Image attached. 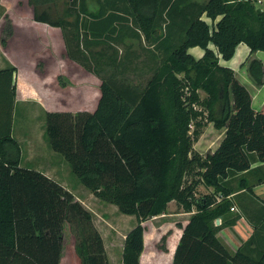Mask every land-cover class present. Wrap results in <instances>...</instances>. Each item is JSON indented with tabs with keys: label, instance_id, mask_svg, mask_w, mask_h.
Wrapping results in <instances>:
<instances>
[{
	"label": "trees",
	"instance_id": "obj_1",
	"mask_svg": "<svg viewBox=\"0 0 264 264\" xmlns=\"http://www.w3.org/2000/svg\"><path fill=\"white\" fill-rule=\"evenodd\" d=\"M52 2L30 0L34 20L68 32L69 57L96 75L106 57L122 71L140 59L126 38L149 42L163 52L158 57L154 49L143 48L144 64L154 74L141 92L111 78L103 80L94 112L46 115L51 148L80 182L97 198L135 216L123 264H142L144 222L166 214L172 201L185 212L195 208L187 224L180 225L183 233L172 264H264V198L242 177L237 189L246 190L250 199L244 202L238 195L236 201L231 184L256 160L264 163V104L255 110L251 93L234 70L220 64V58L231 59L241 43L251 53L264 51V9H258L255 0H101L91 11L88 0H73L77 20L72 23L70 11L54 18ZM119 3L121 7L113 6ZM71 26L77 29V40L69 38ZM98 45H109L110 50L92 49ZM193 47H201L204 55L196 59L189 52ZM248 70L262 86L263 62L251 59ZM200 89L206 98L201 99ZM0 93L15 100V66L0 69ZM195 103L207 117L204 110L194 109ZM205 119L226 132L218 148L203 156L194 144ZM21 158V145L8 125L0 135V264H61L66 226L79 264H109L92 213L55 180L21 167ZM200 185L213 191L196 197ZM244 217L253 232L231 251L218 233Z\"/></svg>",
	"mask_w": 264,
	"mask_h": 264
},
{
	"label": "rangeland",
	"instance_id": "obj_2",
	"mask_svg": "<svg viewBox=\"0 0 264 264\" xmlns=\"http://www.w3.org/2000/svg\"><path fill=\"white\" fill-rule=\"evenodd\" d=\"M71 1L73 0H53L52 4H50V11L54 14V18L62 17L70 11L71 15L68 17V20L74 23L75 20H77V15L76 12L71 9ZM198 1L205 4L209 0ZM100 2L101 0H88L87 3L90 10L95 11ZM113 6L121 7L122 4H114ZM255 6L258 9H263V6L259 4L255 3ZM110 7L111 6L107 9L111 10L112 8ZM84 18L86 19V17ZM204 19L207 20L210 25L212 24V21L205 15ZM70 31L71 36L69 35V38L71 40H77V29L71 26ZM81 31L83 32V30ZM64 34L67 35L68 32L64 33L61 28H51L45 24L37 23L34 20V9L30 0H0V69L12 66L7 62L6 57H10V53H14L16 59L13 62L19 69L24 71V73H19V80H21V83H23L24 80L23 86H25L20 89L17 88V90H19L13 102L10 96L6 99V97L0 93V135L5 133L9 125L12 134L23 142L21 166L43 173L47 171L53 172L54 175L51 176L52 178L58 181L61 178L66 183H69L70 189L74 194L71 193L75 198H77L76 196L81 197L84 201L83 205L85 208L92 213L93 222L102 235L105 249L108 253L107 255H109L108 259L110 264H123L125 239L129 231L136 225L135 216L120 212L116 205L104 202L94 196V194L91 195L89 189L83 186L65 158L51 148L46 136V115L48 111L55 112L56 110H70L72 113L83 110L94 112L99 104L98 95L101 91L102 82L103 80L111 78L116 79L119 84L130 85V87L135 88V91L141 92L154 74L153 69L148 68L144 64L146 61V52H142L143 48L154 49L157 55H159L158 57H160L163 52L159 50V48L150 47L149 42H139L138 40L127 38L126 41L132 44L133 49L137 51V53H140V59L137 60L135 64L130 65L128 70L125 69V71H122L123 68L111 66L106 57V64L101 62L102 66L100 67L98 75L92 73L75 61L74 64L67 62L70 70L65 71L60 68L63 62L60 63L59 59L60 56L62 57V54L66 58L64 51L66 47V37ZM79 37L80 32L78 31V38ZM2 39L5 45L2 44ZM211 47L214 48L212 44ZM92 49L95 51L110 50L109 45H98L92 47ZM36 52H38V54ZM189 52L195 56L196 59L204 55V50L201 47L190 48ZM108 53H110V51H108ZM249 53L251 54V50L248 45L241 43L238 45L235 55L229 60L220 58V64L232 68L238 80L252 95L256 86L253 88V80L251 81L248 70L249 63L251 59L257 58L264 64V51L254 52L251 58L247 59ZM29 62L32 63L28 64ZM92 65L93 64H91V66ZM22 76L23 80L21 79ZM40 76L43 77L41 78ZM28 83H33L34 87L36 90H39V92H45L48 99V103L46 104L47 111H43L40 108L34 100L35 96H32L33 94L30 97H27V95H24V97L22 96V92L27 90ZM198 92L201 99L207 97L206 92L202 89ZM231 103H233L232 97ZM253 106L257 108L256 103L253 104ZM194 109L200 111L204 110L205 117H207L208 112L202 106L195 103ZM204 122L205 125L201 128V136L199 140L195 142L194 147H196L195 149H197L201 155L206 156L209 152H213L218 147L222 137V129L215 128L214 126L216 130H213L212 125H214V123L208 122L207 119H205ZM195 127L196 124L194 121L191 125V132H193ZM209 127L211 128L208 131ZM202 137L204 138L202 139ZM205 146H207V148L202 149V147ZM28 153L31 154L27 156ZM43 168L48 170L45 171ZM238 175L239 174L236 176ZM231 184H233L234 187H238L239 179L237 182L236 178L233 179ZM212 190L213 187L206 188L201 185L197 189L196 197L206 195ZM237 200L238 197L236 201ZM176 205L178 209L175 207ZM176 205L173 204L167 210V216L157 219L153 218L156 219L154 222H148L147 247H145L141 260L143 264H171L169 256L173 245L172 241L177 238L180 225L187 223L186 218L188 217L180 215L169 216V213L173 214L176 210L183 212L184 209L178 204ZM244 219L246 222L241 220L231 227L222 228L218 233L221 240H223L227 233H231V237H233V235L235 236L234 240L229 239L225 242L231 251L236 250L239 244L244 242L242 236L249 237L251 231L246 229V226L250 225V223L245 217ZM219 224L221 223L219 222ZM65 231L66 239L61 264H76L74 259V237L69 226H66ZM170 239L172 241H170ZM173 259L174 255L172 257V263Z\"/></svg>",
	"mask_w": 264,
	"mask_h": 264
},
{
	"label": "crops",
	"instance_id": "obj_3",
	"mask_svg": "<svg viewBox=\"0 0 264 264\" xmlns=\"http://www.w3.org/2000/svg\"><path fill=\"white\" fill-rule=\"evenodd\" d=\"M37 23H39V22H37ZM42 24H44V23H42ZM46 26H48V27H51V26H49V25H47V24H45ZM51 28H55V27H51ZM127 39V38H126ZM126 41V40H125ZM126 43L127 44H130V43H128L127 41H126ZM250 49V48H249ZM0 50H1V47H0ZM134 50V49H133ZM64 51H65V54H66V58H65V56H63V54H62V57L60 56V63L61 62H63V63H61V65H60V68L62 69V70H70L69 69V64L67 63V62H70V63H72V64H74V61L69 57V55H68V52H67V48L65 47V49H64ZM37 54H38V52H36ZM204 54V53H203ZM252 54L253 53H249V55H248V57H247V59H250L251 58V56H252ZM5 55H7V54H5ZM42 55H43V52H42ZM202 55V54H201ZM203 56V55H202ZM201 56V57H202ZM11 57V58H10ZM10 57H6V59H7V62L10 64V65H12V66H15L16 68H17V88H24L25 86H23L24 85V80H23V76H22V80H23V83H21V80H19V73L20 72H23L24 73V71L23 70H21V69H19L18 68V66L13 62L15 59H16V57H15V54L14 53H10ZM32 62H29L28 64H31ZM25 75V74H24ZM44 75V74H43ZM41 78L43 77V76H40ZM45 77V76H44ZM19 81H20V83H19ZM251 81H252V78H251ZM252 83H253V88L255 87V89H254V92H252V100H253V102H252V105L253 104H257V108H254V106H253V108L255 109V110H259L262 106H263V104H264V84L262 85V86H258V85H256L255 84V82L254 81H252ZM53 86H54V84H53ZM18 89V90H19ZM17 90V91H18ZM33 94V95H32ZM24 95H27V97H30L31 95L32 96H35V98H34V100L36 101V103L40 106V108L43 110V111H47L46 110V104L48 103V99H47V96H46V94H45V92H39V90H36V88L34 87V84L33 83H28L27 84V90L26 91H23L22 92V96L24 97ZM101 95H102V93H101V91L99 92V95H98V101H100V98H101ZM99 103V102H98ZM98 106V105H97ZM96 110V109H95ZM56 111H60V110H56ZM83 111H85V110H83ZM48 112H52V111H48ZM62 112H70V110L69 111H67V110H64V111H62ZM213 123V122H212ZM214 126L215 125H212V128H213V130H216L215 128H214ZM211 127H209L208 128V131H209V129H210ZM225 132H226V129L225 128H222V137H221V140H220V143H221V141L223 140V138L225 137ZM43 135H44V132H43ZM42 135V136H43ZM12 136L17 140V142L21 145V148H22V141H20V139H18V138H16L13 134H12ZM46 138V137H45ZM204 137H202V139H203ZM201 139V140H202ZM212 141V140H211ZM201 142V141H200ZM200 142H199V144H200ZM220 143L218 144V146L220 145ZM195 146V145H194ZM196 148V147H195ZM205 148H207V146H205V147H202V149H205ZM218 148V147H217ZM216 148V149H217ZM215 149V150H216ZM197 150V149H196ZM214 150V151H215ZM213 151V152H214ZM213 152H209V153H213ZM31 153H28L27 154V156H29ZM22 155H23V148H22ZM23 158V157H22ZM22 158H21V163H20V166L22 165ZM21 167H23V166H21ZM24 168V167H23ZM54 168V167H53ZM45 171H47L48 169H46V168H43ZM40 172V171H39ZM43 173V172H42ZM43 174H45V175H47L48 176V174H49V176L48 177H50L51 179H53V180H55L54 178H52L51 176L52 175H54V173L53 172H50V171H47V172H45V173H43ZM58 174V173H57ZM239 176V177H238ZM238 176H236V182H237V180L238 179H241L242 177H246L248 180H249V184L250 185H252L253 186V190H254V192L256 193V195H257V197L258 198H260V199H263L264 198V163H262V162H259V161H255L254 162V164H253V166H252V169L250 170V171H248V172H244V173H242V174H239ZM60 178V177H59ZM56 182H58L59 184H61L64 188H66L67 190H69L70 192H72V190L70 189V186H69V183L67 182H65L64 180H62L61 178L59 179V181L58 180H55ZM84 186V185H83ZM201 186V185H200ZM204 186V185H203ZM206 187V186H205ZM206 188H208V187H206ZM236 189V193H234L233 195H232V197H237L238 195H243V200H244V202L245 201H247V202H249V196H246L244 193H245V191L246 190H244V189H242V190H240V191H238V189H237V187H235ZM88 189V188H87ZM213 191V190H212ZM212 191H209L207 194H209V193H211ZM89 192H91L90 190H89ZM73 193V192H72ZM74 194V193H73ZM91 195H93V193L91 192ZM196 195H197V192H196ZM95 196V195H94ZM77 198V200H79L80 202H84L82 199H81V197H79V196H76ZM246 198H248V199H246ZM173 204H177V202L176 201H172V202H170L169 203V205H168V209L173 205ZM236 206H238L237 204H236ZM177 209H178V207H177V205L175 206ZM236 209H238L237 207H236ZM251 209H254V206H251ZM177 211V210H176ZM175 211V213H169L168 215L169 216H172V215H180V216H183V217H187L186 218V221L188 222L189 221V219H190V217L192 216V214L195 212V208H194V211L193 212H185L184 210H183V212H179V211H177L176 212ZM238 211V210H237ZM237 211H234V212H237ZM164 216H167V214H162V215H160V216H157V217H154V218H162V217H164ZM156 219H150V220H148V221H146V222H144V226L146 227V230H145V234H144V250H145V247H147V227H148V222H154V220H156ZM241 220H243V221H245L246 222V220L244 219V218H241L239 221H241ZM238 221V222H239ZM136 222V221H135ZM220 223H221V219H220ZM187 223H184V225L183 226H185ZM246 226V225H245ZM246 229H248V230H250L251 232L249 233V237H250V235H251V233L253 232V228H251V226L250 225H247L246 226ZM182 233H183V229L180 227V231L177 233L178 234V236H177V238L174 240L173 239V241L170 239V241H172V243H173V245H172V247H171V251H170V260H171V264H172V257H173V255L175 254V251H176V248H177V246H178V244H179V241H180V239H181V236H182ZM248 237V238H249ZM242 240L243 241H245V240H247L248 238H247V236L246 237H243L242 236ZM234 240L235 239V236L233 235V237H231V233H227L226 235H225V237L223 238V242L225 243L226 242V240L228 241V240ZM235 242V241H234ZM237 242V241H236ZM225 245L227 246V243H225ZM241 244H239V246H240ZM238 246V247H239ZM237 247V248H238ZM236 248V249H237ZM144 250H143V252H144ZM107 251V250H106ZM235 251V250H234ZM143 252H142V254H141V257H140V261L142 260V256H143ZM108 254V253H107ZM171 254H172V256H171ZM108 258H109V255H108ZM74 259H75V262H76V264H79V262H78V259H77V257L75 256V254H74ZM61 261H62V258H61ZM141 263H142V261H141ZM109 264H110V261H109ZM143 264V263H142Z\"/></svg>",
	"mask_w": 264,
	"mask_h": 264
},
{
	"label": "built area",
	"instance_id": "obj_4",
	"mask_svg": "<svg viewBox=\"0 0 264 264\" xmlns=\"http://www.w3.org/2000/svg\"><path fill=\"white\" fill-rule=\"evenodd\" d=\"M256 4H259L260 6H263L264 9V0H255ZM232 211H237V209L235 207H232L231 209Z\"/></svg>",
	"mask_w": 264,
	"mask_h": 264
},
{
	"label": "water",
	"instance_id": "obj_5",
	"mask_svg": "<svg viewBox=\"0 0 264 264\" xmlns=\"http://www.w3.org/2000/svg\"><path fill=\"white\" fill-rule=\"evenodd\" d=\"M219 222H220V219H217V224H219Z\"/></svg>",
	"mask_w": 264,
	"mask_h": 264
}]
</instances>
